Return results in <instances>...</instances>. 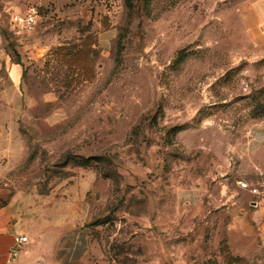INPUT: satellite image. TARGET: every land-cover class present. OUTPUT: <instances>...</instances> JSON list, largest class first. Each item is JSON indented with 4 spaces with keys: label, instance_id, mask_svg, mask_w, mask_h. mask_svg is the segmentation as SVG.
Here are the masks:
<instances>
[{
    "label": "rangeland",
    "instance_id": "1",
    "mask_svg": "<svg viewBox=\"0 0 264 264\" xmlns=\"http://www.w3.org/2000/svg\"><path fill=\"white\" fill-rule=\"evenodd\" d=\"M37 7L29 30L0 16L23 67L0 84V187L78 209L97 264H264L234 229L261 199L240 182L264 181V0Z\"/></svg>",
    "mask_w": 264,
    "mask_h": 264
},
{
    "label": "crops",
    "instance_id": "2",
    "mask_svg": "<svg viewBox=\"0 0 264 264\" xmlns=\"http://www.w3.org/2000/svg\"><path fill=\"white\" fill-rule=\"evenodd\" d=\"M30 4L43 7L48 14L60 15L79 9L82 0H0V16L7 10L25 11ZM1 29L2 26L0 39ZM22 76L23 67L17 60L0 55L2 87L9 84L17 89ZM257 126L253 138L264 141V121ZM250 207L249 227L234 229L245 240L258 239L264 247V199ZM60 210L51 211L28 194L0 187V264H97L90 259V230L83 225L80 211ZM20 235L27 236L22 244L17 242Z\"/></svg>",
    "mask_w": 264,
    "mask_h": 264
},
{
    "label": "built area",
    "instance_id": "3",
    "mask_svg": "<svg viewBox=\"0 0 264 264\" xmlns=\"http://www.w3.org/2000/svg\"><path fill=\"white\" fill-rule=\"evenodd\" d=\"M41 17H42V13L40 8L37 6H32L24 12L22 11L18 13H13L11 24L16 32L19 30L20 31L29 30L32 29L37 24V22L41 19ZM240 186L244 189H247L250 193L254 194L255 196L264 199V181L260 184H254V183L242 181L240 182ZM250 203H252V205L255 206L258 205L259 200L254 199ZM26 240H27L26 235H20L17 237V242L19 244H22Z\"/></svg>",
    "mask_w": 264,
    "mask_h": 264
},
{
    "label": "trees",
    "instance_id": "4",
    "mask_svg": "<svg viewBox=\"0 0 264 264\" xmlns=\"http://www.w3.org/2000/svg\"><path fill=\"white\" fill-rule=\"evenodd\" d=\"M73 62H72V64H74L75 65V67H77L78 66V70H80L81 69V66L82 65H80V64H83V59L82 58H79L78 56H76V57H73ZM19 62V61H18ZM20 63V62H19ZM21 64V63H20ZM264 112V111H263Z\"/></svg>",
    "mask_w": 264,
    "mask_h": 264
}]
</instances>
